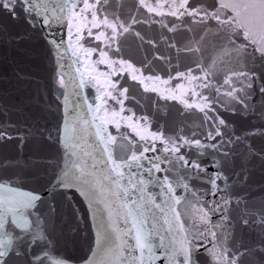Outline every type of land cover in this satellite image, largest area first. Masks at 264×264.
Masks as SVG:
<instances>
[{
    "label": "snow or ice",
    "instance_id": "6c2138e0",
    "mask_svg": "<svg viewBox=\"0 0 264 264\" xmlns=\"http://www.w3.org/2000/svg\"><path fill=\"white\" fill-rule=\"evenodd\" d=\"M4 46L45 77L0 93V264H264V0H0ZM136 85L182 108L148 131Z\"/></svg>",
    "mask_w": 264,
    "mask_h": 264
},
{
    "label": "water",
    "instance_id": "95a60500",
    "mask_svg": "<svg viewBox=\"0 0 264 264\" xmlns=\"http://www.w3.org/2000/svg\"><path fill=\"white\" fill-rule=\"evenodd\" d=\"M10 30L12 31H22L23 26L21 23H12L9 25ZM94 44L95 42L92 41ZM35 50H40L42 48V41H40L37 37H33L30 45ZM207 62L208 65H211L213 60H217L218 64L221 63L218 51L214 50L212 44L210 43L207 46V49L202 58ZM71 61H69L70 63ZM99 68L103 70L105 68L104 65H100ZM23 70L30 78L24 80L23 82L18 83L16 81V72L17 70ZM183 70V69H182ZM70 71L74 72V69H70ZM45 77V73L39 69L36 65L31 62L21 61L20 57H18L11 49L7 46L0 47V93H5L9 102H19L21 99L25 98L29 94H31L35 87V81L41 80L43 81ZM101 83L103 82L102 77ZM128 84H132L130 78L127 80ZM176 82H173V85ZM149 88L155 87L160 91L165 89L164 84L160 82H148L147 85ZM71 90V89H70ZM136 93L137 97L140 99V103H136L135 100L126 101V105L131 108L136 115L149 114L151 116V127L148 128V131L155 130V128L159 127L164 123V117L167 113L175 114V110L177 108H182V105L179 104L178 101H164L160 100L157 93H145L143 85H136ZM84 94L89 96V100L93 101L95 99L96 90L92 87H86L84 90ZM149 97L151 99H149ZM119 109V106H116ZM159 108V111H157ZM126 115L131 116L132 113L128 112ZM230 120L235 121L238 125H243L245 122L242 121L239 117L229 116ZM129 125H135V117L131 120L125 121L122 125L123 130L129 136H135V132L132 127ZM114 130V129H113ZM140 128H137V131H140ZM7 156H13L14 152L12 149H8L5 153ZM27 157H25L26 159ZM25 174V187L23 190H28V185H33L32 176L35 175V172L25 167L23 164L21 165ZM261 186H264V169H261L259 165H257L251 177V189L252 193L255 196L264 195V193L260 192ZM154 192L159 191L157 188L152 189ZM192 211V209H189ZM191 222V219L190 221ZM82 254V251L79 245H59L52 250V258L58 259L65 256H71L73 258Z\"/></svg>",
    "mask_w": 264,
    "mask_h": 264
}]
</instances>
